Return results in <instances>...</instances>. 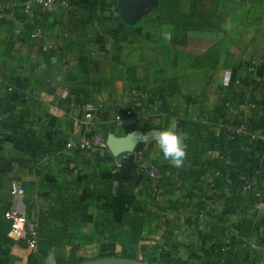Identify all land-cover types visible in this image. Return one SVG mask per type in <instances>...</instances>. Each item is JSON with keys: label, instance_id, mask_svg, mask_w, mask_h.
<instances>
[{"label": "crops", "instance_id": "0c3cea01", "mask_svg": "<svg viewBox=\"0 0 264 264\" xmlns=\"http://www.w3.org/2000/svg\"><path fill=\"white\" fill-rule=\"evenodd\" d=\"M1 1L15 2L16 14L5 20L0 13V80L34 96L24 104L0 88V106L8 114L0 121V155L5 159L0 210L24 215L37 228L41 211L57 209L60 197L77 195L87 206L82 223L50 220L45 226L46 237L61 227L56 235L68 240L62 247H52L37 232L36 246L30 248L25 233L8 248L10 264H28L34 256H41L42 264L118 257L122 248L110 228L123 212L151 215L134 247L136 260L216 264L209 258L221 226L230 228L252 217L256 233L241 238V247L248 248L250 264L264 257V145L241 147L232 159L238 168L259 172L260 197L252 191L240 195L232 178L222 192L208 164L222 161L214 146L226 122L252 114L264 122V66L255 73L247 67L250 60H264V0H150L132 19L121 14L120 0H75L69 12L42 25V41L32 37L20 0ZM199 15L206 21L199 23ZM130 86L141 91L140 103L132 117L116 122ZM161 93L169 114L161 109ZM85 99L98 108V133L107 138L141 134L134 150L143 149L164 170L163 194L156 203L131 161L113 169L106 147L63 150L83 134L74 122L82 117L79 106ZM169 123L187 133L180 168L156 146L159 131ZM195 136L200 139L192 150ZM12 183L25 193L11 196ZM236 195L241 209L222 197Z\"/></svg>", "mask_w": 264, "mask_h": 264}, {"label": "built area", "instance_id": "2783aa9c", "mask_svg": "<svg viewBox=\"0 0 264 264\" xmlns=\"http://www.w3.org/2000/svg\"><path fill=\"white\" fill-rule=\"evenodd\" d=\"M75 0H25L20 4L21 13L27 20V22L35 27L32 37L42 41L43 31L42 25L47 23L48 20L58 13H67L70 10L72 3ZM15 2H0V13L2 19L12 20L14 18L13 10L15 8ZM42 51L46 49L43 47ZM264 66L263 59L250 60L247 63L249 72L255 73L259 67ZM240 85L239 81L235 82V87ZM0 88L5 89L12 97L19 98L23 95V99H28L34 96L33 92H26L7 84L4 80H0ZM237 88V87H236ZM142 97L141 91L134 86H130L124 95L123 107L121 111L115 115V121L118 122L123 118H129L134 115L136 106L139 105ZM111 102L119 104V102L112 98ZM232 103H226L225 107L229 108ZM242 106L254 107L252 103L243 102ZM81 112V119L74 122V126H81L83 128V134L77 140L68 141L64 144L63 150L66 151H93L97 148L106 147L105 141L102 138V134L98 133L95 128V121L98 108L90 106L88 100H84L79 106ZM8 114L4 109L0 108V121H6ZM258 129L256 130L255 128ZM223 130L227 135V138L232 140L235 138L245 139L250 144L260 143L264 145V122L261 121L257 114H252L246 119L232 120L230 123L226 122L223 126ZM131 161L140 175H143L149 185L152 188H160L161 174L157 164L153 161L145 159L143 151L137 149L131 153L121 154L118 157H113L111 160V166L114 169H120L125 162ZM258 171H254L251 174L245 172H238L237 180L240 182V188L238 192L244 196L248 191L254 192L256 197H260L258 186ZM11 196H22L24 190L22 187L15 183H12L9 187ZM5 218L11 222V229L9 232V238L15 242H19L23 237V234L28 230L29 233L34 236L33 226L27 223V219L24 215H21L14 211H8L5 213ZM229 231L231 228L228 229ZM29 247L34 248L35 242L31 240ZM255 264H264V257Z\"/></svg>", "mask_w": 264, "mask_h": 264}, {"label": "trees", "instance_id": "16d2710c", "mask_svg": "<svg viewBox=\"0 0 264 264\" xmlns=\"http://www.w3.org/2000/svg\"><path fill=\"white\" fill-rule=\"evenodd\" d=\"M25 0H20L19 4H22ZM0 2H5L6 1H1ZM16 9V8H15ZM15 9L13 10V14L15 16L16 12ZM21 11V8H19ZM23 16V15H22ZM24 17V16H23ZM25 18V17H24ZM199 23L205 22L206 17L199 15L197 17ZM31 25V24H30ZM31 30L30 32H33L35 27L31 25ZM237 88L240 87V85L236 86ZM32 97H29L28 99H23V95L17 100L21 103H28L31 101ZM161 103V109L164 113L169 114L171 111L170 105L166 102V98L163 96L161 93V97L159 99ZM0 108L4 109L3 107L0 106ZM232 121V120H231ZM231 121H228L229 123ZM226 124V123H225ZM224 124V125H225ZM102 134V138L104 141L107 139V134ZM200 139V136H195V141L192 142L193 148L192 150L195 149V144L198 143ZM251 144L245 140V139H240V138H235V139H228L226 133L223 130L222 127V137L216 141L215 143V149H218L221 153V160L222 161H211L208 164H210V168H212L215 173L218 175V178L220 179L217 183H219L220 190L222 192L225 191L226 187H229L227 185V180L232 178V184L237 187L239 190L240 188V182L237 180V175L238 172H245L247 174H251L247 169H242L234 166L232 163L233 156L235 155V152L241 148V147H249ZM143 151L145 159H147L145 151L143 149H139ZM228 157L225 161V158ZM5 159L1 157L0 155V167H3V163L5 164ZM160 174H161V185L160 188H152L149 183L147 182V187L149 189L150 193V198L151 202L156 203V199L161 197L163 194V174L164 170L157 164ZM113 168V167H112ZM114 169V168H113ZM143 176V175H142ZM260 176L258 175V186L260 184ZM145 178V177H144ZM146 179V178H145ZM147 181V179H146ZM24 190V188H23ZM250 191H248L249 193ZM10 193V191H9ZM25 193V190H24ZM238 194V192H237ZM223 198H227V203L233 204V207L241 209L240 206V195H236L234 198H230L227 196H222ZM56 206H58L57 209L52 207L49 210L46 211H41L39 215V224L38 227L33 226V233L34 235L37 234V232L40 234L42 238H45L48 243L52 247H62L65 243L68 242L66 238L56 235L55 232L62 231L61 227L60 228H54L55 232L54 235L51 236H44V229L45 226L48 225V222L50 220H56L62 225L64 224H69L70 222H79L82 223L84 219V212L87 211V206L82 202L77 195H70L68 197H63L58 200L56 203ZM161 210V208H160ZM10 210H7L6 208H3L0 210V264H10V257L8 253V248L15 244L16 242L13 241L12 239L9 238V232L11 229V222L5 218V213ZM151 218V215H143L139 214L138 212L135 214H131L129 212H123L120 216L118 224L112 225V236L113 239L116 243H118L121 248V254L118 257H123L127 259H135V252H134V247L137 245V243L140 240V233L142 231L143 225L146 222V219ZM128 227V230H124L123 227ZM231 230L229 231L227 227L221 226V228L218 230L220 239L218 240V243L216 244L215 252L213 253V258H209L211 262H214L216 264H250L247 261V252L248 248L241 247V238L243 237H249L252 236L256 233V222L255 219L252 217L250 219H239L235 223L231 225ZM108 231H110L109 228H105ZM43 230V231H42ZM26 241L29 244L31 240H34L35 246H36V240L34 236H32L29 231L27 230L26 232ZM21 242V241H19ZM144 262H149L151 261L149 259L141 260ZM43 258L41 256H34L28 264H42ZM81 261H77L74 264H80ZM57 264H62V261L57 259Z\"/></svg>", "mask_w": 264, "mask_h": 264}, {"label": "water", "instance_id": "95a60500", "mask_svg": "<svg viewBox=\"0 0 264 264\" xmlns=\"http://www.w3.org/2000/svg\"><path fill=\"white\" fill-rule=\"evenodd\" d=\"M150 0H120L119 10L126 18L132 19L136 11L142 5H147ZM141 139L139 132H133L126 137H108L105 141L106 148L111 152L113 157L121 154L131 153ZM80 264H152L136 259H127L123 257L106 258L99 260L86 261Z\"/></svg>", "mask_w": 264, "mask_h": 264}, {"label": "clouds", "instance_id": "9594fccd", "mask_svg": "<svg viewBox=\"0 0 264 264\" xmlns=\"http://www.w3.org/2000/svg\"><path fill=\"white\" fill-rule=\"evenodd\" d=\"M187 133L178 130L176 123H169L159 131L156 146L163 158L175 167L184 165L187 155Z\"/></svg>", "mask_w": 264, "mask_h": 264}]
</instances>
